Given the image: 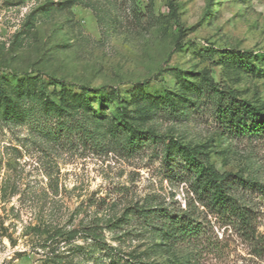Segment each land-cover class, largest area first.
Masks as SVG:
<instances>
[{
  "label": "rangeland",
  "instance_id": "obj_1",
  "mask_svg": "<svg viewBox=\"0 0 264 264\" xmlns=\"http://www.w3.org/2000/svg\"><path fill=\"white\" fill-rule=\"evenodd\" d=\"M0 80L30 107L0 111V264H264V128L235 125L264 117V0H0ZM64 90L151 138L45 134L32 107ZM199 163L261 185L228 192L250 227L200 199ZM160 213L194 229L161 240Z\"/></svg>",
  "mask_w": 264,
  "mask_h": 264
},
{
  "label": "trees",
  "instance_id": "obj_2",
  "mask_svg": "<svg viewBox=\"0 0 264 264\" xmlns=\"http://www.w3.org/2000/svg\"><path fill=\"white\" fill-rule=\"evenodd\" d=\"M50 80L53 84L60 85L66 90L67 84L62 78H50ZM7 83V81L0 80V111L2 116L7 120H23L24 118H28L30 116V107L28 109L23 107L20 110L21 104L17 102V98L13 96V92L7 86ZM19 86L20 85L16 86L14 90H19ZM65 90L63 91L65 94L61 93L58 99H52L48 93L45 95L41 94L43 99L36 102L37 105L35 107H32V109L35 110L34 114H36L37 117L42 118V121H45L46 119L56 121V127H58L56 128L57 130L50 128L45 134L54 137L56 136L55 133L57 131L65 129L66 131L79 130L82 134L84 133L90 137H95V135L102 133L101 128L109 122V127L112 132L116 131L118 125H122L123 130H126L129 133V136L131 135V138L134 139L133 144L134 142L143 143V141L151 138L150 135L148 136L143 132L141 133V131H136L137 135L132 133L134 128L132 125V117L126 109H121L119 117L115 114H111V116L107 118L106 114L110 113L106 111L108 109L98 110L95 107H92L91 102L94 100H91L90 102V99L88 100V98H86L88 90L82 91L81 93H69ZM81 90H83V88ZM94 90L96 89H92L91 92L89 91L90 94H92ZM103 92L104 91L102 90L95 93L97 94L96 98L98 100L100 97L108 98L110 93ZM21 95L22 93L20 92L19 97H21ZM61 97L65 100L64 102ZM77 97H80L81 101L85 103L76 106V102L79 101L76 99ZM239 111H243V113L240 116V119L235 122V125L241 128L240 132L245 130L250 134H258L262 131L264 128V117L259 115L258 110L243 105L241 108L235 110V113ZM77 114L81 115L77 117ZM67 119L73 120L72 126L67 125ZM131 138L128 137L126 140L127 144L132 143L130 140ZM200 164L201 163L198 164L199 178L207 182L205 186L199 187L198 189L200 199L207 202L209 207L212 206L217 210L225 209L230 211L233 217L243 220V223L250 227V217L247 214L246 208L240 206L238 199L233 195L234 191H232V194L228 192L230 188H235V190H238V188L241 190H260L261 185L254 180L245 179L242 176L238 177V182L236 184L232 178L227 179L226 177H218L215 169L208 164ZM160 214L161 215L159 216L163 218L161 223L162 227L159 231V239L161 240L168 237L170 235L169 233L172 231H180L182 234L194 229V227H192V221L187 217H168L167 215H164V213ZM177 262L178 263L170 261L165 264H186L187 260L185 263L178 260Z\"/></svg>",
  "mask_w": 264,
  "mask_h": 264
}]
</instances>
